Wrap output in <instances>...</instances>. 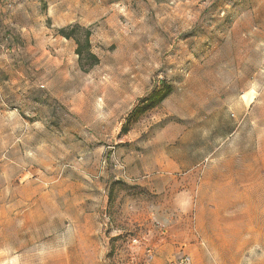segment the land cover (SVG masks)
Returning a JSON list of instances; mask_svg holds the SVG:
<instances>
[{
    "label": "rangeland",
    "instance_id": "obj_1",
    "mask_svg": "<svg viewBox=\"0 0 264 264\" xmlns=\"http://www.w3.org/2000/svg\"><path fill=\"white\" fill-rule=\"evenodd\" d=\"M257 174L264 0H0V264H264Z\"/></svg>",
    "mask_w": 264,
    "mask_h": 264
},
{
    "label": "trees",
    "instance_id": "obj_2",
    "mask_svg": "<svg viewBox=\"0 0 264 264\" xmlns=\"http://www.w3.org/2000/svg\"><path fill=\"white\" fill-rule=\"evenodd\" d=\"M58 33L66 39H74L76 42V54L79 59L80 67L83 71L88 72L100 63L99 57L92 51L90 28L73 24L58 30ZM169 90L163 94L165 97Z\"/></svg>",
    "mask_w": 264,
    "mask_h": 264
},
{
    "label": "crops",
    "instance_id": "obj_3",
    "mask_svg": "<svg viewBox=\"0 0 264 264\" xmlns=\"http://www.w3.org/2000/svg\"><path fill=\"white\" fill-rule=\"evenodd\" d=\"M242 186H244L245 188H248L249 186H264V178L263 176H261L260 174L255 177V178H245L244 180L241 181ZM228 182H227V177L224 176H215L212 175V173H208V174H203L202 177L200 178V184H199V189L197 194L201 193V192H207L208 194H210V199H212V197H214L215 193L218 192H222L225 193L227 192V187ZM195 192V190H194ZM246 192V191H245ZM244 193V192H243ZM199 196V195H198ZM211 200L208 201V207H210V205H215L210 203ZM216 202V201H214ZM223 202V201H221ZM258 204V201L256 202ZM223 204V203H222ZM196 206L194 205L193 208H195ZM207 207V206H206ZM214 208V206H211ZM220 207V206H219ZM223 207V206H221ZM249 206L246 207V205H241V208H248ZM218 208V206H217ZM241 216H243V213L241 214ZM246 227H244L243 225H241L240 227V232H247L248 230H245Z\"/></svg>",
    "mask_w": 264,
    "mask_h": 264
}]
</instances>
